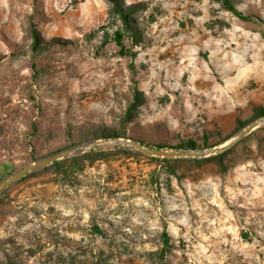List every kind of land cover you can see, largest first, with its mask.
I'll return each mask as SVG.
<instances>
[{
  "label": "rangeland",
  "instance_id": "rangeland-1",
  "mask_svg": "<svg viewBox=\"0 0 264 264\" xmlns=\"http://www.w3.org/2000/svg\"><path fill=\"white\" fill-rule=\"evenodd\" d=\"M231 1L252 19L216 0H120L138 5L127 31L108 0H0V181L93 140L201 150L260 119L264 0ZM118 147L7 188L0 264H264V125L221 153L225 168ZM164 230L175 248L162 262Z\"/></svg>",
  "mask_w": 264,
  "mask_h": 264
},
{
  "label": "water",
  "instance_id": "water-1",
  "mask_svg": "<svg viewBox=\"0 0 264 264\" xmlns=\"http://www.w3.org/2000/svg\"><path fill=\"white\" fill-rule=\"evenodd\" d=\"M264 125V117L253 121L251 124L246 126L238 135L226 140L224 143L207 149L201 150H183V149H159V148H148L142 143L120 136H111L103 139L93 140L82 145L70 147L63 151L57 152L51 156L40 158L31 162L19 170H16L11 175L6 176L0 181V195L9 187L19 182L25 176L42 170L45 167L52 165L55 162H60L67 158L83 154L91 149L100 147L102 145H117L131 149L135 152L161 159H181V158H209L221 154L235 145L239 144L249 133L256 128Z\"/></svg>",
  "mask_w": 264,
  "mask_h": 264
},
{
  "label": "trees",
  "instance_id": "trees-1",
  "mask_svg": "<svg viewBox=\"0 0 264 264\" xmlns=\"http://www.w3.org/2000/svg\"><path fill=\"white\" fill-rule=\"evenodd\" d=\"M111 4H112V8H113V12L120 18V20L122 21L123 24V28H125L127 31H132L134 28L131 26V14L134 13L137 8L138 5L136 4H132L129 6H124L120 0H108ZM218 3H220L223 8H225L226 10L232 12L233 14H235L237 17L244 19V20H251L252 18L250 16H245L242 12H240L232 3L231 0H216ZM127 31H124L122 29H116L114 31V38L116 43L119 45L120 50L124 53V54H129L134 56V53H132L129 49L126 48V46L123 43V39L125 37V34L127 33ZM31 38L33 41V50L36 51L39 49L40 44H41V37L39 36L38 32L34 29L31 32ZM257 112L259 111V117L264 116V110L262 109H256ZM244 127V126H243ZM142 143L144 146L148 147V148H159V149H188V150H197L199 148V146L193 142L190 141L187 144L183 145L182 147H166L163 145H152V144H147L144 142H140ZM119 150H122L128 154H134L133 150L125 148V147H118ZM222 154H218L214 157H212L211 159L215 160L220 166L221 168H225L222 162ZM155 160H162L167 162L168 159H159V158H154ZM74 157H70L67 158L65 160H62L60 162H55L52 165H50V167L55 168L57 174L59 175H63L66 177V174L68 171L64 170V166L65 163L68 161H73ZM48 167H45L44 169H47ZM33 174V173H32ZM29 175L25 176L23 179H21L20 181L24 180L26 177H28ZM4 193V192H3ZM2 193V194H3ZM92 231L95 234L98 235H103L105 234V232L98 226V225H94ZM161 242H162V247L161 249L156 253L157 258L160 261H166L168 256L170 254H172V252L174 251V244L172 243V239L170 234L168 233L167 230H164L161 234ZM10 243V241H9ZM5 258L7 261L6 264H17L15 259L10 258V255L5 253ZM63 258V257H62ZM56 260V259H54Z\"/></svg>",
  "mask_w": 264,
  "mask_h": 264
},
{
  "label": "crops",
  "instance_id": "crops-1",
  "mask_svg": "<svg viewBox=\"0 0 264 264\" xmlns=\"http://www.w3.org/2000/svg\"><path fill=\"white\" fill-rule=\"evenodd\" d=\"M254 102H255V105H257V106H260V105H262V103H263V101H262V99L261 98H255L254 99ZM253 112L252 113H250L249 115H246V117H242V120H245V119H247V118H249V117H251V116H253Z\"/></svg>",
  "mask_w": 264,
  "mask_h": 264
}]
</instances>
